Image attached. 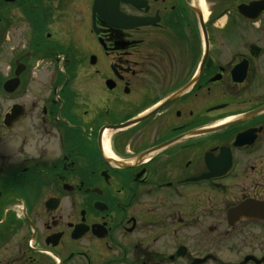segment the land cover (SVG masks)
Masks as SVG:
<instances>
[{"label": "flooded vegetation", "instance_id": "1", "mask_svg": "<svg viewBox=\"0 0 264 264\" xmlns=\"http://www.w3.org/2000/svg\"><path fill=\"white\" fill-rule=\"evenodd\" d=\"M248 224L264 0H0V264H233Z\"/></svg>", "mask_w": 264, "mask_h": 264}, {"label": "rangeland", "instance_id": "2", "mask_svg": "<svg viewBox=\"0 0 264 264\" xmlns=\"http://www.w3.org/2000/svg\"><path fill=\"white\" fill-rule=\"evenodd\" d=\"M259 226H261V225H254V224L240 225V227H238V229H236V231L254 232V233H257V231H259V229L264 231V229H262V227H259ZM239 241L240 240L235 241L234 238L226 240V245L224 248L226 264H230V263L236 261L238 259V257L240 256L237 253V247H236L240 243ZM249 241H250V239H248V242ZM245 247L248 248V245H246ZM246 248H244V249L246 250ZM237 255H239V256H237Z\"/></svg>", "mask_w": 264, "mask_h": 264}, {"label": "water", "instance_id": "3", "mask_svg": "<svg viewBox=\"0 0 264 264\" xmlns=\"http://www.w3.org/2000/svg\"><path fill=\"white\" fill-rule=\"evenodd\" d=\"M19 85V80L18 79H10L8 81H6L4 87L12 92L15 88H17ZM254 210H256V208L254 207V204H242V206L234 208L232 210H230L229 212V219H237L239 217H241L242 215L245 216H258V213L256 214L254 212ZM253 211V212H252ZM250 258V256H248L241 264H244L247 262V260Z\"/></svg>", "mask_w": 264, "mask_h": 264}, {"label": "bare ground", "instance_id": "4", "mask_svg": "<svg viewBox=\"0 0 264 264\" xmlns=\"http://www.w3.org/2000/svg\"><path fill=\"white\" fill-rule=\"evenodd\" d=\"M107 141H108V138H107Z\"/></svg>", "mask_w": 264, "mask_h": 264}]
</instances>
